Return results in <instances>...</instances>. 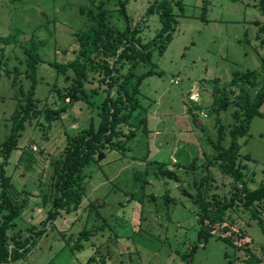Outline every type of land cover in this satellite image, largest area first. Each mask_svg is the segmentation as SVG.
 Here are the masks:
<instances>
[{"label":"rangeland","instance_id":"1","mask_svg":"<svg viewBox=\"0 0 264 264\" xmlns=\"http://www.w3.org/2000/svg\"><path fill=\"white\" fill-rule=\"evenodd\" d=\"M151 2L125 0L128 23L119 11V0H0V141L9 131L15 105L10 87L13 69L20 72L17 89L26 91L30 84L24 46L32 33L45 42L39 49L44 62L38 66L35 96L58 108L64 102L56 88L66 89L70 81L49 63L73 60L78 49L75 34L87 27V11L97 12L102 3L113 29L124 31L130 25L146 43L160 29L158 14L147 13ZM183 2V14L174 6L177 24L165 52L155 51L152 62L140 63L129 80L131 89L140 74L149 69L161 72L142 80L140 107L130 119L133 124L145 119L150 133L139 129L123 152H101L99 162L84 168L86 192L81 205L69 213L61 211L26 256L8 264H253L248 261L249 253L264 264L260 248L264 237L251 213L256 211L264 222V198L255 201L251 210L236 202L225 220L213 225V236L188 255L198 242L199 230L193 182L204 179L201 189H206L208 202L212 195L228 201L236 186L217 167L207 164L218 139L216 114L226 131L234 123L232 100L225 109L214 111L213 87L216 84L229 92L235 89L230 85L234 71L260 69L264 36L254 23L263 20L258 0ZM89 75L85 88L92 93L98 76L96 72ZM193 87L198 93L196 102L188 96ZM102 99V92L91 94L92 104L66 99L68 108L59 118L49 123L42 115L26 123L19 147L5 167L12 197L26 203L9 235L17 229L29 235L32 225L35 231L42 229L55 191L54 164L64 155L65 132L87 126L90 119L97 123ZM259 110L261 114L249 122L247 135L238 140V164L249 189L264 185V104ZM228 141L225 137L223 145ZM162 162L166 163L163 170L171 175L161 173L158 165ZM4 212L0 211V220ZM83 229L89 232L88 240H81L82 247L72 250L66 240H76ZM217 236L230 238L239 248Z\"/></svg>","mask_w":264,"mask_h":264},{"label":"trees","instance_id":"2","mask_svg":"<svg viewBox=\"0 0 264 264\" xmlns=\"http://www.w3.org/2000/svg\"><path fill=\"white\" fill-rule=\"evenodd\" d=\"M124 4L125 0H119V11L129 23ZM174 6L178 7L180 14H183V0H152L147 13L155 11L158 14L160 29L152 40L146 43L141 41L137 31L130 25H127L124 31L113 29L106 17L102 3L98 4L97 12L88 10L86 13L87 27L75 34V43L78 49L73 60L64 63L54 60L49 63L56 68L58 74H64L65 81H70L69 86L62 90L53 85L58 97L64 102L58 108L49 107L45 99L35 96L38 84V66L44 62L39 49L45 42L36 40L32 33L28 44L24 46L25 74L29 78L30 84L26 91L17 89L16 83L20 72L15 67L10 81V87L14 90L15 105L10 117L9 131L0 141V211H5L0 220V264L13 263L23 259L36 239L44 232V228L52 223L61 211L69 213L81 205L86 192L84 168L99 162V153L105 151L123 152L127 142L135 137L139 129L146 134L150 133L145 119L137 124H133L130 119L134 111L140 107L138 94L142 80L149 75H161V72L149 69L136 78L131 89L128 85L137 66L140 63H151L154 52L162 55L171 42L177 24ZM257 7L263 20L254 23L258 25L259 34L264 36V0H258ZM79 10L84 12L82 6ZM262 42L264 43V39ZM89 72H96L98 76L96 79L98 86L91 89L92 93H88L85 88V84L89 82ZM6 75L10 76L9 71H6ZM230 85L235 89H231L229 92L216 84L213 87L217 104L214 111L219 112L225 109L232 100L235 105L232 113L234 123L226 131L218 113L216 114L218 139L212 144L215 154L207 160V164L217 167L224 175L230 177L236 186L228 201L212 195L211 202H208L205 198L206 189H201L204 179L199 184L193 182L199 204V230L198 242L190 247L188 255L193 252L197 244L204 243L213 236V225L221 224L226 218L227 210L236 205V202L251 210L255 201H261L264 198V185L249 189L244 179V173L238 164L240 150L238 140L247 135L251 118L261 114L259 108L264 104V54L260 58L259 70L247 69L243 73L234 71ZM100 92L103 93V99L97 106V123L90 119L87 126L74 132H65L64 155L57 161V164H54L57 174V179L53 183L55 191L47 215L42 221V229L35 231L36 226L32 225L28 229L29 235H23L20 229L9 235V230L15 227V221L21 216L26 203L23 200L16 201L12 197L11 177L7 175L5 167L11 153L19 147V137L26 123H30L33 119L38 120L42 115L50 123L67 110L66 99L84 100L92 104L89 101L91 94ZM124 127H129V129L125 131ZM225 137L229 139L227 146L222 143ZM165 164L163 162L159 164V170L161 173L169 172L168 174L171 175L170 171L163 170ZM164 198L169 200L167 193ZM44 202L47 203L46 199ZM251 213L252 217L257 220V225L264 237L262 218L257 215L256 211L251 210ZM88 237L89 232L83 229L76 240L67 239L66 244L72 250L79 249L82 247L81 240L86 241ZM216 238L239 248L228 237L217 236ZM260 248L264 254V243ZM248 258V261L253 264L261 263V260L253 253H249Z\"/></svg>","mask_w":264,"mask_h":264},{"label":"built area","instance_id":"3","mask_svg":"<svg viewBox=\"0 0 264 264\" xmlns=\"http://www.w3.org/2000/svg\"><path fill=\"white\" fill-rule=\"evenodd\" d=\"M188 96H189L190 101L196 102L198 100L197 89L195 87H193Z\"/></svg>","mask_w":264,"mask_h":264},{"label":"water","instance_id":"4","mask_svg":"<svg viewBox=\"0 0 264 264\" xmlns=\"http://www.w3.org/2000/svg\"><path fill=\"white\" fill-rule=\"evenodd\" d=\"M102 157V153H99L98 155V159H100Z\"/></svg>","mask_w":264,"mask_h":264}]
</instances>
